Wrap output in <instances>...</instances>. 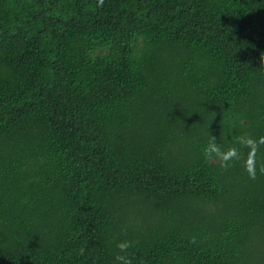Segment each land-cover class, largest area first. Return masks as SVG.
Listing matches in <instances>:
<instances>
[{
  "label": "trees",
  "instance_id": "obj_1",
  "mask_svg": "<svg viewBox=\"0 0 264 264\" xmlns=\"http://www.w3.org/2000/svg\"><path fill=\"white\" fill-rule=\"evenodd\" d=\"M0 264H264V0H0Z\"/></svg>",
  "mask_w": 264,
  "mask_h": 264
},
{
  "label": "clouds",
  "instance_id": "obj_2",
  "mask_svg": "<svg viewBox=\"0 0 264 264\" xmlns=\"http://www.w3.org/2000/svg\"><path fill=\"white\" fill-rule=\"evenodd\" d=\"M241 142H250V140H248L247 138H241ZM204 151L211 155V154H215L221 158H223L224 160H228L231 157H235L238 155V149L233 145V146H229L226 149H222L219 144L215 141V139L213 138L212 141H210L206 146ZM118 247L120 249H126L128 247V243L125 242H120L118 244Z\"/></svg>",
  "mask_w": 264,
  "mask_h": 264
}]
</instances>
